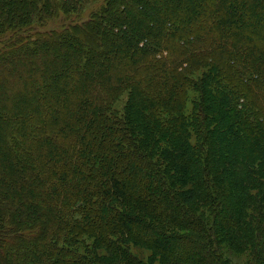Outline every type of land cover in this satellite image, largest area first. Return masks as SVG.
<instances>
[{
	"label": "trees",
	"instance_id": "1",
	"mask_svg": "<svg viewBox=\"0 0 264 264\" xmlns=\"http://www.w3.org/2000/svg\"><path fill=\"white\" fill-rule=\"evenodd\" d=\"M255 212L264 0H0V264H234Z\"/></svg>",
	"mask_w": 264,
	"mask_h": 264
},
{
	"label": "rangeland",
	"instance_id": "2",
	"mask_svg": "<svg viewBox=\"0 0 264 264\" xmlns=\"http://www.w3.org/2000/svg\"><path fill=\"white\" fill-rule=\"evenodd\" d=\"M97 3H93L90 4L88 6V11H85V13L83 15H81V17H75V16H71V17H65V16H60L59 18L50 21L47 23L46 26L44 27H36L37 30L40 31H49L52 29H56V28H61L63 26H67L69 25L71 22H75V21H82V20H86V18H89V14L90 12L93 10L94 6ZM233 6V4H232ZM234 7V6H233ZM144 9V8H143ZM142 10V9H141ZM153 11H148V15L149 19L154 18ZM127 94L121 95L120 99L116 102L115 104V109H117L118 111H120L121 113L124 111L126 102H127ZM191 203H193V201L191 200ZM245 206H247L245 204ZM250 206V205H248ZM245 212V210H244ZM246 214V213H245ZM254 217L255 220L253 221L251 218ZM223 219V215L221 214L220 217ZM264 219V215L259 216L256 212L250 214L249 216H247L246 218H242V224L239 226L238 230H241L240 233L238 234V239L237 241L234 242H229V243H224L223 246L227 253L224 252V257L225 258H229L230 257V261L234 264H264V263H259L258 262H254V260L256 259V248L255 249H251V248H247L249 243L254 242L255 238H254V232H252L251 234H248V230L252 231L253 228H255L256 226H261L264 228V223H260L262 222V220ZM264 222V221H263ZM248 234V235H247ZM133 252H135L137 255H139L140 258H143L145 260L146 264H161L160 258L154 257L152 259H150V252H148V250L146 249H132ZM111 264H116L114 262H112Z\"/></svg>",
	"mask_w": 264,
	"mask_h": 264
}]
</instances>
